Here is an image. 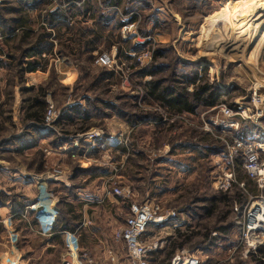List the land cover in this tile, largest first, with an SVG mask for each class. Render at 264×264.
Segmentation results:
<instances>
[{"label":"rangeland","instance_id":"obj_1","mask_svg":"<svg viewBox=\"0 0 264 264\" xmlns=\"http://www.w3.org/2000/svg\"><path fill=\"white\" fill-rule=\"evenodd\" d=\"M123 6L129 20L134 18L138 22L137 34L141 37L139 41L142 42L145 38L149 43L139 45L138 51L133 54L154 51L159 46L172 49L165 58L158 61L168 67L159 77H168L173 71L182 74L197 69L202 73L206 69L207 82L218 84L222 92L228 94L224 105L234 110H238L240 105H248L254 91L264 97V43L260 58L256 62L247 63L241 59L244 55H250L258 40L240 38L232 46L228 42L236 25L247 26L250 23L256 7L260 6V12L264 14V0H123ZM3 9L0 3V25ZM129 20L123 25L129 24ZM260 20L264 22V18ZM157 24L158 29H155ZM263 28L262 26L264 31ZM111 31L114 32L115 27ZM117 31L119 32V27ZM160 35L164 39L158 37ZM127 41L134 40L130 38ZM242 44L243 48L233 51ZM242 49L245 50L244 53ZM116 61L118 68L111 77H108L111 69L98 65L70 68L74 81L67 85L56 82V71L50 70L47 80L39 84L36 91L44 88L54 92V100L58 105L63 102H81L84 96L90 102L97 100V109H93L94 116L87 123L91 124V128L87 131L101 130L104 132V139L93 154V159L98 163L90 176H95L96 172L105 175L107 179H111L108 183L111 188L115 183L124 192L131 193L134 200L149 199L164 208L183 213L181 218L184 220L181 222H186V225L183 232L175 234L177 241L186 244L192 251H197L200 258L212 253L209 246L213 242L211 238L214 233H218V243L221 244L220 247L226 248V252L224 254L218 245L214 251L221 250L224 254L221 259L228 260L225 264H242L240 259L244 256L238 250L228 251L235 245L234 238L238 234L233 223V197L213 189L210 180L214 170L212 160L225 151L226 142L232 140L231 135L253 143L264 142V113L256 122H243L238 131L222 133L220 128L215 127L213 135L204 136L207 133L205 124L210 126L211 118L216 115L214 111L202 112L197 117L183 115L180 116L182 119L178 118L179 115L166 114L155 102L144 100V80L137 77V72L146 67L136 64L135 59ZM13 69L10 78L15 77L6 89L11 94L18 89L15 87L18 74L15 72L18 68ZM1 72L4 78L9 74L6 70ZM64 75L66 74L63 73L62 76ZM24 86L25 91L32 88L29 80H26ZM8 101L11 108L13 100ZM105 103L115 104V109H106ZM156 110L162 111V114ZM134 114L146 115L149 119L132 127L127 120H131ZM152 120L163 123L160 128L153 129L149 123ZM76 125L75 130L86 128L83 123ZM118 141L120 144L114 145ZM120 146L127 148V152H121ZM221 151L223 152L219 153ZM40 161V158H35L34 163ZM59 165L61 166L60 162ZM236 174L239 180L243 177L240 164ZM80 182L81 180H77L75 185H80ZM57 195L60 199V195ZM118 204L116 209H120V222H115V230L124 226L130 205L129 201L120 198ZM66 223L74 229L80 226L75 222ZM98 223L105 230L106 222ZM115 247L124 256V248L120 244L113 246ZM63 249L61 246L57 249L46 247L41 253L27 256V264H72L67 250L62 252ZM231 252L234 256L230 257ZM163 258L166 259V256ZM161 260L158 261L159 264H164ZM249 261L251 262L247 264H264V247Z\"/></svg>","mask_w":264,"mask_h":264},{"label":"crops","instance_id":"obj_2","mask_svg":"<svg viewBox=\"0 0 264 264\" xmlns=\"http://www.w3.org/2000/svg\"><path fill=\"white\" fill-rule=\"evenodd\" d=\"M1 6L4 9L0 25V262L27 264V256L41 253L46 247L57 249L61 246L62 252L67 250L72 264H85L82 253L96 259L104 258L108 249L120 253L118 248H113L119 244L114 237L115 222H120V209H116L118 198L110 194L108 183L111 179L97 172L90 176L98 163L93 154L101 143L89 151L86 145L71 151L59 150L80 133L81 128L74 129L77 125L72 122L74 114L69 110L79 105L83 112L87 108L84 101L87 97L81 102L58 105L54 92L44 88L36 91V88L47 80L50 70L56 71V82L67 85L74 81L70 68L94 67L102 53H111L117 59L123 43L136 47L133 41L124 40L120 32L124 22L129 20L123 0H1ZM116 26H120L119 32ZM158 37L164 39V36ZM128 51L130 56L134 53L131 49ZM27 67L36 70L27 72ZM13 68H18L15 72L18 73L15 85L18 89L11 94L6 89L15 77L10 78ZM5 70L9 73L6 78L1 72ZM63 73L66 75L62 76ZM26 80L33 90L25 91ZM26 95L29 96L26 98ZM8 99L13 100L11 108ZM49 108L60 113L52 127L44 126ZM149 123L155 129L163 121ZM119 144L118 141L114 145ZM73 155L78 157L75 159ZM35 158L41 161L35 164ZM56 168L62 172L60 181L52 178ZM77 180H81L80 185H75ZM240 181L247 184L251 194H257L254 184L244 173ZM41 184L60 195L56 214L52 217L31 209ZM181 214L176 223L148 229L147 239L163 243V247L151 255L152 264L170 259L172 245L178 242L175 234L183 232L186 225L181 222L184 220ZM59 222H75L80 226L76 229L69 226L70 229L62 231ZM98 222H106L105 230ZM175 224L178 227H173ZM234 239L235 245L228 251L236 252L237 237ZM218 242L209 245L212 253L202 256L204 264L227 263L228 260L221 259L226 248L220 247ZM217 245L224 254L221 250L214 251ZM185 248L188 247L185 245ZM258 252L246 257L240 252L241 263L251 262L249 260Z\"/></svg>","mask_w":264,"mask_h":264},{"label":"built area","instance_id":"obj_3","mask_svg":"<svg viewBox=\"0 0 264 264\" xmlns=\"http://www.w3.org/2000/svg\"><path fill=\"white\" fill-rule=\"evenodd\" d=\"M1 3V0H0ZM138 22L123 25L121 35L124 40L134 39V46L145 44L148 40L142 39L137 34ZM141 43V44H140ZM151 50L140 53L138 56L132 54L136 64L146 67L153 57ZM98 66L116 70L118 64L116 58L111 53L99 55L95 61ZM238 110H234L227 105H220L214 108L215 116L210 120V126L206 125L205 132L212 134L220 128L222 133L235 132L241 128L243 122H256L264 113V97H260L256 91L251 95L248 105H240ZM162 114V111H159ZM60 113L53 108H49L45 114L44 126L52 127L58 120ZM180 116L179 115V119ZM165 120L166 118L163 117ZM164 120V122H165ZM104 139V132L101 130H90L74 135L68 145L59 148L60 151H71L80 149L83 145L89 151ZM230 142H226L225 151L213 157L211 172L213 189L223 193L232 192L235 188L243 191L247 201L244 204L234 202L233 223L237 229V245L235 251L242 252L246 257L249 254L257 253L264 247V142L253 143L248 139L230 136ZM74 158L78 156L73 155ZM246 178L252 182L257 190L253 195L249 192L247 184L237 178L236 169L239 167ZM55 181L63 179L62 172L56 168L52 172ZM111 188L110 194L122 200L129 201V213L125 219L123 227L115 232V241L119 243L125 251L124 256L114 249H108L104 258H92L87 253L81 255L85 264H152L151 255L163 247V243L152 242L146 238L150 226H165L168 223H176L179 220V213L176 210L164 208L162 205L152 200H134L129 192H124L120 186ZM58 198L47 185H39V192L36 202L31 206L32 210L41 214L54 216L56 214V204ZM173 227H178L175 224ZM217 236L216 233L213 237ZM198 252H192L189 248L176 249L171 259L165 264H204ZM201 256V255H200ZM70 262V261H69ZM157 264V263H154Z\"/></svg>","mask_w":264,"mask_h":264},{"label":"trees","instance_id":"obj_4","mask_svg":"<svg viewBox=\"0 0 264 264\" xmlns=\"http://www.w3.org/2000/svg\"><path fill=\"white\" fill-rule=\"evenodd\" d=\"M132 22H134V18L130 19L127 23ZM117 28L118 26H116V29ZM155 29H158V24L155 26ZM145 44L149 45L148 42H146ZM138 47L139 46L131 48L129 45H126V43L121 44L118 49L117 60H133L129 55V53L131 52H129L128 49H131L135 53L138 51ZM170 50L172 49H168L166 48V46H159L153 52L152 62L150 63V65L137 72V77L140 80H144L142 87L144 90L145 101L155 102L168 115H186L192 117H197L202 112L211 111L214 108L226 103V97L228 94L222 92L218 84H210L209 82H207L206 69H204L202 73L196 71V68H194L196 70L192 72L190 71L182 74H178L177 72L173 71L169 74L168 77H159L161 74L163 75L164 71H166L168 67L163 64H160V62L158 61L165 58ZM184 65L188 66V64ZM35 70V67L26 68L27 72H34ZM104 73L106 75V72ZM113 74L114 72L110 70V73H108V77L113 76ZM84 101L87 103V108L83 112H81V106L79 105H75L69 110L70 113L74 114L72 118V122H74V124L83 123L86 125V128L80 129L79 132H85L87 131V129H89V127L91 128V124L87 123L94 116L93 109L95 111L97 109L95 108L97 100L90 102L88 98H84ZM40 106H44V108L47 107L44 104H40ZM104 106L106 107V109H115V104L107 103ZM147 119L149 118L146 115L134 114L131 116V120L127 121L133 127L135 125L138 126L139 124L144 122V120L146 121ZM160 127L161 125L158 128ZM206 135L208 136L209 133L204 134V136ZM119 150L123 153L127 152V148L122 146L119 147ZM215 151H218V149H215ZM222 152L223 151L219 153ZM54 194L58 198L57 193L54 192ZM225 195L233 197L232 204L234 202H237L238 204H244L247 201V198L244 196L243 192L238 188H235L233 192L227 193ZM68 229H70V227L67 225L66 222H64V224H62V231H66ZM217 237H212L211 240L215 242L216 240H218ZM185 245L186 244H180L179 242H175L174 245H172L173 249L169 254L170 259L173 256L176 247L177 249H182L185 248ZM168 261H166L165 263H167Z\"/></svg>","mask_w":264,"mask_h":264},{"label":"bare ground","instance_id":"obj_5","mask_svg":"<svg viewBox=\"0 0 264 264\" xmlns=\"http://www.w3.org/2000/svg\"><path fill=\"white\" fill-rule=\"evenodd\" d=\"M256 8L257 9L253 8L254 13H253V18L250 19V23H248L247 26L236 25L233 28V32H232L233 34H232V36H230L229 41H228L229 45L231 44V46H232V45H235V42H237L238 40L240 41V38H243L241 40H245L244 38H246V39H248V41L250 39L252 40L254 38H256L258 40V44L256 45L255 49L252 50L250 55H248V57H246L244 55V57L241 59L242 61L247 62V63L256 62L260 58V53H262V52H260V50H261V47L263 46V43H264V31L262 30V26L264 27V25H263L264 22L260 20L261 18L263 20L264 14H262L260 12V10H262L260 6L256 7ZM228 26H229V24H228ZM233 41H234V43H233ZM243 46H244V44H242L241 47H239V45H238V47L236 46L235 49L233 48L234 47L233 46L232 48L234 50L233 49L232 50L236 51V49L243 48ZM244 51L245 50H243V53H244ZM262 56H263V54H262Z\"/></svg>","mask_w":264,"mask_h":264}]
</instances>
